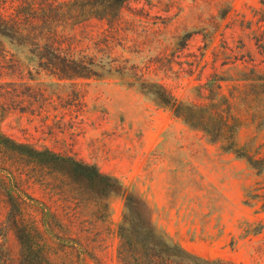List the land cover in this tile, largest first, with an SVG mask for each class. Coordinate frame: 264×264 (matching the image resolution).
<instances>
[{
	"label": "rangeland",
	"instance_id": "obj_1",
	"mask_svg": "<svg viewBox=\"0 0 264 264\" xmlns=\"http://www.w3.org/2000/svg\"><path fill=\"white\" fill-rule=\"evenodd\" d=\"M261 2L264 0L133 3L123 17L134 21L128 38L135 42L125 46L130 51L138 46L140 51L118 48L117 54L138 68L156 58L144 79L164 85L180 101H194L196 87L213 74L237 78L249 63L235 58L244 56L247 60L248 50L255 63L263 66V58L250 48L245 33L236 26L240 16L252 18L251 10L259 8ZM227 8V17L220 21L219 12ZM215 21L219 30L209 41ZM140 33L147 39L138 38ZM223 42L228 47L226 56L218 57L224 51ZM5 47L21 62L23 70L1 74L0 82L24 83L36 93L45 90V95L41 105L34 104L30 111L0 109L1 134L73 156L116 178L125 194L147 205L155 228L191 255L206 261L264 264V210L260 203H245L246 192L263 177L255 176L243 160L223 151L221 144L209 143L128 77L112 74L74 84L44 75L31 77L27 72L34 73L33 65L22 50ZM221 85L227 92L231 83ZM75 98L76 106L71 104ZM244 118L237 143L243 145L253 138L261 143L264 126L257 129V122ZM28 192L45 198L38 186L30 185ZM109 206L110 219L107 225L99 226V239L103 254L111 258L123 197L112 196ZM9 244L13 246L11 241Z\"/></svg>",
	"mask_w": 264,
	"mask_h": 264
},
{
	"label": "trees",
	"instance_id": "obj_2",
	"mask_svg": "<svg viewBox=\"0 0 264 264\" xmlns=\"http://www.w3.org/2000/svg\"><path fill=\"white\" fill-rule=\"evenodd\" d=\"M8 1L0 0V75L23 70L21 62L7 51L5 45H9L22 50L33 65L34 73L27 72L31 77L44 75L71 84L112 74L132 79L191 130L211 144H221L223 151L263 177L246 192L245 203H260L264 210V140L237 143L243 117L257 122V129L264 126V2L251 10L252 18L236 19L250 48L263 58V66L255 63L247 49V60L235 58L249 63L237 78L213 74L196 87V100L180 101L164 85L144 79L156 58L138 68L117 54L118 48L140 51L138 46L132 51L125 46L135 42L128 38L134 21L123 15L133 3L148 0H10L9 6ZM229 11L221 10L218 19L223 21ZM218 30L215 21L207 39L211 41ZM141 33L138 38L147 39ZM141 44L145 46L146 41ZM223 45L218 57L226 56L228 47ZM223 82L231 83L227 92L222 90ZM44 95L45 90L36 93L24 83L0 82V109L30 111L34 104L41 105ZM71 104L78 105L77 99ZM30 185L38 186L45 198L31 195ZM114 195L123 197L124 209L115 230V250L108 258L103 254L99 226L109 222V200ZM0 239V264H231L186 252L155 228L143 201L125 194L116 178L96 166L1 133Z\"/></svg>",
	"mask_w": 264,
	"mask_h": 264
}]
</instances>
